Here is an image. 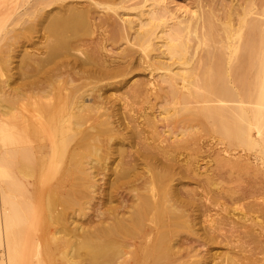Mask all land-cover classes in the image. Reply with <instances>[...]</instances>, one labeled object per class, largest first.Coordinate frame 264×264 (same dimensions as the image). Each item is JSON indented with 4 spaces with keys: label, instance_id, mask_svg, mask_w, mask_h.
I'll return each instance as SVG.
<instances>
[{
    "label": "bare ground",
    "instance_id": "obj_1",
    "mask_svg": "<svg viewBox=\"0 0 264 264\" xmlns=\"http://www.w3.org/2000/svg\"><path fill=\"white\" fill-rule=\"evenodd\" d=\"M223 1L28 0L27 82L0 90V161L11 180L0 264L19 257L20 213L32 210L17 192L31 182L30 200L67 257H99L133 233L136 257H197L185 233L240 245L248 254L226 253L236 261L264 248L262 202L239 213L211 207L250 198L230 183L262 173L229 150L264 148V4ZM109 42L126 47L114 53ZM134 62L146 73L132 74ZM108 86L113 94L102 93ZM132 102L148 106L136 112ZM207 150L212 165L200 171L194 158ZM189 179L202 191L187 189ZM88 243L93 253L81 251Z\"/></svg>",
    "mask_w": 264,
    "mask_h": 264
},
{
    "label": "rangeland",
    "instance_id": "obj_2",
    "mask_svg": "<svg viewBox=\"0 0 264 264\" xmlns=\"http://www.w3.org/2000/svg\"><path fill=\"white\" fill-rule=\"evenodd\" d=\"M186 3H190L193 0H184ZM229 2L231 0H224ZM223 1V2H224ZM248 1V0H247ZM258 4H264V0H256ZM183 2V0H168L171 7L176 4ZM28 8V0H0V28L3 30L0 33V90L3 92L5 90H15L17 92L24 91V84L27 82L28 66L26 64L27 58L25 56V51L27 50L28 43L23 36V28L28 23L27 15H24ZM26 9V10H25ZM122 12V10H118ZM107 12V11H104ZM109 12H113L109 10ZM102 15V14H100ZM27 17V18H26ZM26 21V22H25ZM7 31V33H6ZM109 47L112 48L114 53L120 52V50L126 47L122 42H116L112 44L109 42ZM47 60L43 61L45 64ZM133 67L134 73L132 74H144V70L136 67V62ZM131 74V75H132ZM130 76V75H129ZM112 81V80H111ZM111 81H105L111 82ZM108 86L104 88L102 93L106 91V94H113V89ZM105 94V95H106ZM104 95V96H105ZM147 103L136 102L131 103L127 108L135 109L137 111H143L147 107ZM134 111V110H133ZM206 134V133H205ZM210 135L206 134L205 140H210ZM217 139H212L216 141ZM7 147L6 142L1 146L0 150H5ZM226 147L225 144L219 143L216 148ZM236 149V150H235ZM231 154L236 156L248 157L252 163V166L262 170L261 174L254 173L241 174L236 182L230 183L234 187L243 188L251 193V197L243 200H236L232 202L226 201L225 199H219L221 206H215L211 204L214 208L213 211L219 210L225 207L226 210L234 209L235 212H243L247 210L248 204L250 203H260L264 205V188L262 183L264 182V148L256 147L255 149L245 148H232ZM209 150L202 152L198 157L194 158L195 162L200 165V171H204L209 168L212 163L209 161L210 157ZM228 154V153H227ZM247 154V155H246ZM235 156V157H236ZM243 156V157H244ZM194 157V156H191ZM204 176H201V179ZM228 173L222 171L218 174V182L221 185L226 186L228 184ZM203 184V181L199 182ZM198 181L195 179L186 180L187 189L195 188L197 191H202L203 186L199 185ZM10 185L11 180L8 171V162L6 160L0 161V261L2 259V249L8 244L10 230H9V197H10ZM27 187L29 189L33 188V184L28 183ZM206 188V186H205ZM29 189L20 187L17 192L18 199L25 200V211L32 210V212H26L25 214L20 213V218L22 221L19 224V228L23 230L22 241L19 242V257H14L10 264H263L262 258L264 254V248H258L254 250L255 257H235L236 260H232L233 257H226L227 252L231 254L236 253L243 256V254H248L243 252L242 247L238 245L237 247L231 246V248L226 245L225 242L218 241H207L204 242H194V236L191 233H185L194 244L197 257H189L187 254L184 257H165L164 254L159 257H136L132 252L136 253V233L131 236L118 237L112 242L105 245L106 253L99 257H79L74 254L72 257H67L66 252L59 249V246H63L59 243H55L51 237L52 232H54V227L51 225L49 228L47 220L42 215V208L39 207L37 201L30 200ZM38 205H37V204ZM22 204V203H20ZM233 211V212H234ZM223 212V211H222ZM94 213V211H92ZM45 215V214H44ZM257 213H250L252 218H255ZM85 217L78 216V223H82ZM255 220H260L264 224V218H256ZM248 224L253 225V222L249 221ZM208 223L198 224L196 228L199 229V233H202ZM258 227V226H255ZM61 235V233L59 234ZM24 239V242H23ZM186 241V239H182ZM128 243H134V247H128ZM126 242V243H125ZM54 243V244H53ZM25 244V246H24ZM59 245V246H58ZM58 252H55L57 250ZM97 248L96 244L88 243L85 247L81 248L83 252H94ZM255 248V245H252ZM60 251V253H59ZM62 251V252H61ZM114 252V253H113ZM121 252H126L128 255L125 257H120ZM65 253V254H64Z\"/></svg>",
    "mask_w": 264,
    "mask_h": 264
}]
</instances>
